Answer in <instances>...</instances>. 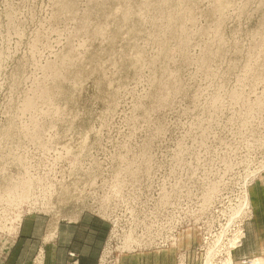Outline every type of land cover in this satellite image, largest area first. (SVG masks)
<instances>
[{
  "label": "rangeland",
  "instance_id": "374dc122",
  "mask_svg": "<svg viewBox=\"0 0 264 264\" xmlns=\"http://www.w3.org/2000/svg\"><path fill=\"white\" fill-rule=\"evenodd\" d=\"M263 165L264 0H0V264L86 215L98 264L264 257L237 213Z\"/></svg>",
  "mask_w": 264,
  "mask_h": 264
},
{
  "label": "crops",
  "instance_id": "0c3cea01",
  "mask_svg": "<svg viewBox=\"0 0 264 264\" xmlns=\"http://www.w3.org/2000/svg\"><path fill=\"white\" fill-rule=\"evenodd\" d=\"M250 198L253 216L245 240L249 249L243 253L252 255L264 253L263 178L250 188ZM22 232V239L17 242V264H32L34 258L38 264H98L107 235L104 223L91 215L54 226H44L36 218L35 223L24 224ZM120 264H176V258L172 253H146L123 257Z\"/></svg>",
  "mask_w": 264,
  "mask_h": 264
},
{
  "label": "bare ground",
  "instance_id": "6f19581e",
  "mask_svg": "<svg viewBox=\"0 0 264 264\" xmlns=\"http://www.w3.org/2000/svg\"><path fill=\"white\" fill-rule=\"evenodd\" d=\"M42 144V143H41ZM18 153V152H17ZM22 164V163H21ZM27 170V169H26ZM31 170V169H30ZM76 170V169H75ZM176 171V170H175ZM257 171V170H256ZM181 172V171H180ZM117 174V173H116ZM196 174V173H195ZM49 175V174H48ZM125 177V176H124ZM124 179V178H123ZM126 180V179H125ZM249 180V179H248ZM248 180L246 181V183H245V190H244V197L242 198L243 200L241 201V204H240V206H239V209H238V211H237V213L239 214V216H244L245 214H247L248 213V211H249V209H251V205H252V203H251V198H250V193H249V182H248ZM19 181V180H18ZM81 181V180H80ZM25 182H27V181H24V183ZM30 182V181H29ZM119 182V181H118ZM122 182V181H121ZM251 182V181H250ZM27 184H28V182H27ZM76 184V183H75ZM25 185V184H24ZM124 185H126V184H124ZM179 185V184H178ZM116 186H117V184H116ZM184 186V185H183ZM20 187H21V185H20ZM55 187V186H54ZM16 188V187H15ZM185 188V187H184ZM14 189V188H13ZM31 189V188H30ZM55 190V189H54ZM113 190V189H112ZM118 190V189H117ZM15 191V190H14ZM27 191V190H26ZM174 191V190H173ZM240 191V190H239ZM124 192V191H123ZM126 193H128V192H126ZM23 194H25V193H23ZM27 194V193H26ZM193 194V193H192ZM20 196V195H19ZM23 196V195H22ZM110 196V195H109ZM120 196V195H119ZM243 196V195H242ZM16 197V196H15ZM97 197V196H96ZM99 197V196H98ZM126 197V196H125ZM105 198H107V197H105ZM163 198V197H162ZM21 199V198H20ZM116 199V198H115ZM121 199V198H120ZM26 200V199H25ZM109 200V199H108ZM241 200V199H240ZM97 201H99V200H97ZM125 201V200H124ZM170 201V200H169ZM106 202V201H105ZM128 202V201H127ZM240 202V201H239ZM51 203V202H50ZM52 204V203H51ZM121 204V203H120ZM110 205V204H109ZM165 205V204H164ZM136 206V205H135ZM178 207V206H177ZM209 207V206H208ZM17 208V207H16ZM134 208V207H133ZM104 209V208H103ZM110 209V208H109ZM106 210V209H105ZM108 210V209H107ZM33 211V210H32ZM133 211H134V209H133ZM142 211V210H141ZM144 211V210H143ZM232 211V210H231ZM107 212V211H106ZM142 214V213H141ZM17 215V214H16ZM125 215V214H124ZM147 215V214H146ZM21 216V215H20ZM106 216V215H105ZM137 217H138V215H137ZM17 218V217H16ZM129 219V218H128ZM141 221V220H140ZM138 222V221H137ZM144 224V223H143ZM156 225V224H155ZM15 226V225H14ZM210 226V225H209ZM125 227V226H124ZM132 227V226H131ZM141 227V226H140ZM136 228V227H135ZM168 228V227H167ZM223 228V227H222ZM130 232V234L133 232H131V231H129ZM144 232V231H143ZM128 233V232H127ZM136 233V232H135ZM149 233V232H148ZM161 233V232H160ZM224 233V232H223ZM233 233V232H232ZM53 234V233H52ZM138 234V233H137ZM244 230H239V231H237L236 232V236L231 240V248H233V249H235V248H238V246L240 245V243L242 242V237H244ZM125 235H127V237H129L128 236V234H125ZM132 235V234H131ZM144 235V234H143ZM224 235V234H223ZM222 235V236H223ZM134 236V235H133ZM132 236V237H133ZM145 237V236H144ZM143 237V238H144ZM124 238H125V236H124ZM127 239V238H126ZM126 239H124V240H126ZM134 239V237L132 238V240ZM136 239V238H135ZM141 239V238H140ZM143 240V239H142ZM141 240V241H142ZM130 241V240H129ZM128 241V242H129ZM140 241V240H139ZM145 241V240H144ZM154 241V240H153ZM219 243H221L220 242V238H219ZM229 241V240H228ZM137 242H138V240H137ZM127 243V242H126ZM125 243V244H126ZM131 243H133V242H131ZM130 244V243H129ZM134 244V243H133ZM141 244V243H140ZM215 244H216V242H215ZM131 245V244H130ZM217 245H218V243H217ZM229 246V245H228ZM218 247V246H217ZM222 247V246H221ZM224 248H225V245L223 246ZM230 248V247H229ZM229 248H228V250H229ZM213 249V248H212ZM215 249V248H214ZM219 249H220V246H219ZM222 251H223V249H221ZM227 250V251H228ZM220 251V250H219ZM227 251H226V253H227ZM224 252H225V250H224ZM219 253V252H218ZM208 255H207V263L206 264H213L215 261H214V257H216L215 256V254L216 253H214V251H212V250H210L209 249V253H207ZM228 255H225V259L224 260H222V264H237V263H235V261H234V258H233V253H232V251H228V253H227ZM217 255V254H216ZM219 255V254H218ZM227 256V257H226ZM40 259H41V257H40ZM39 264H41V262H39ZM240 264V263H239ZM241 264H264V257H262V256H257V257H255V258H252L251 260H249V261H245L244 263H241Z\"/></svg>",
  "mask_w": 264,
  "mask_h": 264
},
{
  "label": "built area",
  "instance_id": "2783aa9c",
  "mask_svg": "<svg viewBox=\"0 0 264 264\" xmlns=\"http://www.w3.org/2000/svg\"><path fill=\"white\" fill-rule=\"evenodd\" d=\"M262 168H263V169H260L259 172H258L257 174H260L261 172L264 171V165L262 166ZM251 211H252V210H251ZM149 242L151 243L152 241H149ZM147 243H148V242H147ZM242 244H243V242L240 243V245L238 246V248L241 247ZM236 249H237V248H235L234 250H236Z\"/></svg>",
  "mask_w": 264,
  "mask_h": 264
}]
</instances>
